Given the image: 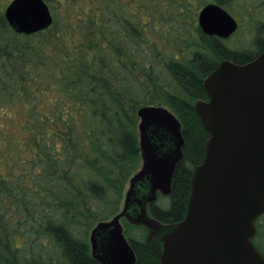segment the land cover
I'll return each mask as SVG.
<instances>
[{
	"label": "trees",
	"instance_id": "obj_1",
	"mask_svg": "<svg viewBox=\"0 0 264 264\" xmlns=\"http://www.w3.org/2000/svg\"><path fill=\"white\" fill-rule=\"evenodd\" d=\"M9 1L0 0V264H99L88 236L119 211L139 168L136 112L145 105L181 123L171 193L150 213L182 219L208 137L193 110L207 97L203 79L223 60L264 51V13L242 9L251 36L232 46L204 34L197 14L237 0H44L52 24L32 34L7 23ZM125 223L134 264H157L146 229ZM254 226L264 257V213Z\"/></svg>",
	"mask_w": 264,
	"mask_h": 264
},
{
	"label": "water",
	"instance_id": "obj_2",
	"mask_svg": "<svg viewBox=\"0 0 264 264\" xmlns=\"http://www.w3.org/2000/svg\"><path fill=\"white\" fill-rule=\"evenodd\" d=\"M4 17L21 34L44 30L53 20L44 0H10ZM197 22L204 34L220 38L238 26L215 2L200 8ZM202 86L207 97L193 110L208 137L204 157L191 172L184 217L163 223L147 213L157 193H171L184 137L167 107L142 106L136 112L140 166L128 179L119 211L96 223L88 236L99 264L135 263L122 218L145 227L157 264H264L252 241L254 221L264 213V51L244 64L221 61Z\"/></svg>",
	"mask_w": 264,
	"mask_h": 264
},
{
	"label": "flooded vegetation",
	"instance_id": "obj_3",
	"mask_svg": "<svg viewBox=\"0 0 264 264\" xmlns=\"http://www.w3.org/2000/svg\"><path fill=\"white\" fill-rule=\"evenodd\" d=\"M246 4L247 5H245L242 9L243 10H245V11H254V10H258V11H260L261 13H264V0H248L247 2H246ZM221 6V5H220ZM221 7H223V6H221ZM224 8V7H223ZM229 14H231L226 8H224ZM200 10V9H199ZM232 15V14H231ZM233 16V15H232ZM234 18H235V20L237 21V24H238V26H237V29H236V31L235 32H233L229 37H227V38H220V37H217V36H215V35H208V36H214V37H216L217 39H221V40H230V38L232 37V36H234L236 33H237V31L239 30V28L241 27V23H240V20H239V18H237V17H235V16H233ZM262 26H263V28H264V22H263V24H262ZM260 40L264 43V35H262L261 37H260ZM256 57V56H255ZM254 59V58H253ZM252 60V59H251ZM250 61V60H249ZM246 63V62H245ZM238 64H241V63H238ZM242 64H244V63H242ZM170 195V194H169ZM159 196H161V194L160 193H157V197H156V200L154 201V202H152V203H148L147 204V207H146V209H147V213H148V215L149 216H151V217H153V218H155L154 216H152L151 215V213H150V208L152 207V206H154L155 204H156V202H157V199H158V197ZM162 196H168V195H162ZM155 219H157V218H155ZM158 220V219H157ZM121 221H126L124 218H122L121 219ZM160 221V220H159ZM127 222V221H126ZM128 223V222H127ZM164 223V222H163ZM168 223H170V222H168ZM122 224V223H121ZM130 224V223H129ZM130 225H132V224H130ZM123 226V225H122ZM132 226H140V225H132ZM143 227V226H142ZM145 228V227H144ZM123 232H124V226H123ZM146 232H147V230H146ZM124 235H125V233H124ZM125 237L127 238V236L125 235ZM146 237H147V235H146ZM128 239V238H127ZM146 239V238H145ZM130 243V242H129Z\"/></svg>",
	"mask_w": 264,
	"mask_h": 264
},
{
	"label": "rangeland",
	"instance_id": "obj_4",
	"mask_svg": "<svg viewBox=\"0 0 264 264\" xmlns=\"http://www.w3.org/2000/svg\"><path fill=\"white\" fill-rule=\"evenodd\" d=\"M243 1L247 2L248 0H237L236 5H233L231 10H228L233 16L239 18L240 13L242 11V3ZM240 20V18H239ZM241 23V27L237 31V33L230 38V44L233 46H241L245 45V41L247 40V37L251 36V32L249 30L250 23L247 22V20H243ZM140 166V165H139ZM127 187V186H126ZM125 187V188H126ZM167 205V203L165 204ZM126 221H121L122 225L124 226Z\"/></svg>",
	"mask_w": 264,
	"mask_h": 264
}]
</instances>
